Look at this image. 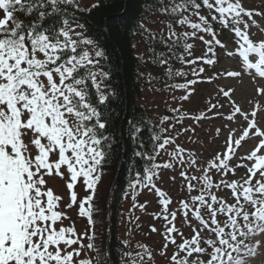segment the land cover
<instances>
[{
  "label": "snow or ice",
  "instance_id": "obj_1",
  "mask_svg": "<svg viewBox=\"0 0 264 264\" xmlns=\"http://www.w3.org/2000/svg\"><path fill=\"white\" fill-rule=\"evenodd\" d=\"M97 7L98 2L82 6L81 0H0V264H107V254L102 256L94 243L93 215L97 209L93 201L103 165L113 147L110 137L105 135L108 121L102 118L101 109L109 100L101 88L109 73L99 68L100 59L105 58L104 50L85 34V26L74 15L75 11L90 12ZM68 8L74 11L69 13ZM202 8L208 10V15L201 14ZM159 10L172 16L176 24L192 30L178 34L169 21L168 39L198 38L207 47L204 56L179 59L188 64L214 65L218 61L213 58L216 56L213 45L226 49L227 56L239 58V69L218 75L234 79L246 76L253 83L256 95L264 97V38L254 39L251 31L255 26L264 37V27L255 19L264 18V10L247 8L243 0H172ZM18 13L29 18L35 16V20L26 23L18 18ZM216 21L234 33L233 50H227V45L218 38L212 27ZM200 33L211 39L206 40ZM149 38L155 36L149 33ZM193 47L185 42L184 51L191 55ZM158 62L167 64L162 53ZM166 71L173 75L171 68ZM204 71L200 67L196 74ZM196 83L197 80H190L172 87L187 90ZM231 91L220 89L226 98H230ZM190 94L191 91L181 99L187 100ZM218 107L222 105L213 104L210 110ZM261 111L264 105L259 102L251 112L233 104L227 120L232 121L239 114L246 124L238 136L230 131L225 150L206 166L197 167V159L191 153L185 159V149L177 145L168 153L170 161L152 163L151 168L145 169L146 174L130 185L134 202L138 186L155 189L160 197L161 213L153 215L166 221L165 244L160 255L168 264H249L248 258L255 257L264 247V127L257 120ZM185 118L179 115L178 122ZM187 118L198 122L207 117L201 113ZM168 119L163 117L161 123ZM139 132V126L133 124L131 138L135 139ZM153 139L160 141L161 137L157 135ZM249 139L258 142L238 158L245 163L232 165L237 149ZM170 144H175V138L164 137L154 148L155 155L147 159L155 161L158 149L166 150ZM135 155L143 157L146 153L136 151ZM172 161L202 173L197 176L185 170L180 172L187 182V192L199 194L179 200L177 210L169 209L171 198L154 183L157 170L173 168ZM240 167L246 169L241 180L229 182L223 178L235 175ZM213 171L222 177L218 182L213 180ZM54 177L64 180L70 192V202L64 204V209L78 206L79 216L87 218L91 235L77 234L74 225L63 226L70 217L66 210L60 209L62 196L48 186V180ZM79 182L90 190L81 200L74 191ZM222 187L231 190L233 203L214 191ZM134 206L145 208V204ZM178 212L190 226L191 219L199 224L192 226L190 238H185L176 227ZM151 231L155 232L156 228L152 227ZM174 233L181 238L178 244ZM84 236L89 241L87 244L83 243ZM169 243L176 245L171 256L167 255ZM138 248L141 251L124 252L123 264H153L148 246L138 244ZM86 249L95 252V256L84 258L82 253Z\"/></svg>",
  "mask_w": 264,
  "mask_h": 264
},
{
  "label": "rangeland",
  "instance_id": "obj_2",
  "mask_svg": "<svg viewBox=\"0 0 264 264\" xmlns=\"http://www.w3.org/2000/svg\"><path fill=\"white\" fill-rule=\"evenodd\" d=\"M95 3V0H81L82 6H90ZM244 6L256 11L264 10V0H243ZM202 15H208V11L202 12ZM1 15V13H0ZM195 20L196 18L193 17ZM258 24L264 27V18L255 17ZM75 27V25H73ZM174 30L179 34L185 31H192L186 25L173 26ZM80 31V29H76ZM147 30L153 35L162 40H168L171 42H179L182 44L191 43L194 47L191 49V55H186L183 60H192L196 57L204 56L207 47L199 40L188 39L185 41L180 38L176 41V38L172 40L168 39L167 23L157 17L154 23L147 26ZM252 34L254 39L264 38L261 36L259 30L253 26ZM198 35H204L205 39H211L205 33ZM219 38V36H218ZM223 40V39H221ZM227 45V50H233L235 45L233 42L224 41ZM217 59V63L214 65H206L202 62L196 64L184 63L181 60L180 64L176 67L167 63L166 65H155L152 67L151 58L145 49L144 40L139 39L137 41V54L144 58L149 67L146 69L145 76L147 79V87L142 95V102L144 106L149 110L153 121L161 128L167 129L162 131L164 137L172 136L175 138V144L166 146V150L161 149L159 156L157 157L158 164H163L171 160L168 153L175 150L176 146L185 149L184 157L188 158V154L191 153L197 159V167L206 166L207 162L211 160L217 153H222L225 150V141L228 139L230 131L236 136L239 135L246 122L242 117L237 114L236 118L232 121L227 120V116L232 112V106L235 104L239 106L245 112H251L253 105L257 102L264 105V97L257 96L254 90V85L245 76L243 79L228 78L226 76H220L218 74L224 73L227 70L239 69V58L229 57L226 55V49L220 48V53L217 52L216 46L213 45ZM102 59V58H101ZM100 59V62H101ZM203 67L205 71L199 73L198 70ZM100 68V67H99ZM167 68H171L173 75L167 74ZM101 70V68H100ZM176 72H183L184 75H175ZM211 77V79H209ZM190 80H197L195 85H191L189 89H178L172 87L175 84H183ZM101 88L102 84H101ZM231 89L230 98H226L220 92V89ZM191 91L187 100H182L181 97L188 94ZM222 105L214 110H210L211 105ZM178 109L179 112L174 111ZM170 113L171 115H168ZM203 113L207 118L200 121H194L190 116L200 115ZM222 113V115H217ZM185 115L186 118L183 121L178 122V116ZM169 117L168 120L161 123L163 117ZM258 123L261 127H264V111L258 113ZM184 129H191L184 131ZM219 129V132L217 130ZM179 133V135H177ZM163 137V138H164ZM163 140V139H162ZM258 141L256 139H249L243 146L237 149V157L231 161L232 165L241 163L243 160L238 159L250 152ZM173 168L158 169V176L154 177V183L158 188L164 191L168 197L171 198L172 203L169 205L170 210H177L179 208V200L188 199L189 196L198 195L197 191H193L189 194L186 190V181L180 176V172L185 170L193 175H201L200 171H196L192 168H187V165H181L176 161H172ZM214 181H219L222 177L216 174L214 171L211 173ZM242 175L238 173L236 169L235 175L229 174L227 177H223L226 180H238V176ZM174 177V179H173ZM195 183V182H193ZM48 186L62 196L63 202L60 206L61 210L64 209V204L70 202V192L66 188L64 180L54 177L48 180ZM74 191L77 192L78 200L83 199L89 194L90 190H87L82 182H79ZM217 195L222 198H229L227 191L222 187L221 190H215ZM131 191L126 200L124 211V223L122 228V239L127 241V246L132 252L141 251L138 248V244L147 245L152 251L154 262L153 264H168L167 259L160 255V250L165 244V232L166 221L163 218H156L153 214H159L162 210V205L159 203L160 197L156 194L155 189L141 188L136 195L135 202L132 199ZM134 204H145V208L142 210ZM87 207V205H85ZM70 220L66 219L63 222V226H73L76 229L77 234H83L90 231V226L86 217H81L78 214V206H73L70 210H66ZM138 218V219H137ZM176 227L183 233L185 238H190L193 235V227H199L198 222L195 219H191V226L185 221L183 215L178 212L176 219ZM59 226V225H58ZM171 226V225H168ZM155 227L156 231H151V228ZM173 235H176L175 233ZM208 235L207 232L204 233ZM177 244L181 242L179 235H176ZM83 243L87 244V236H84ZM75 247V246H74ZM176 245L169 243L167 249V255L171 256L175 251ZM84 258H93L90 250H85L82 253ZM147 260V257H145ZM249 264H264V247L258 250L255 257H251Z\"/></svg>",
  "mask_w": 264,
  "mask_h": 264
},
{
  "label": "trees",
  "instance_id": "obj_3",
  "mask_svg": "<svg viewBox=\"0 0 264 264\" xmlns=\"http://www.w3.org/2000/svg\"><path fill=\"white\" fill-rule=\"evenodd\" d=\"M97 2L99 7L90 12H74L75 18L85 26V34L104 50L105 58L101 59L99 67L109 73L102 82V91L109 96V100L101 109L104 113L102 118L108 121L105 135L110 137L113 147L103 165L101 181L97 185L93 201L97 209L93 215L94 243L101 249L102 256L107 254V264H123L124 252L130 251L121 236L127 196L133 191L130 185L144 176L145 169L151 168L152 163L158 164L159 155L155 161H150L147 156L155 155L153 150L164 137L162 129L153 121L142 102V95L147 87L145 72L149 64L137 54V41L144 40L152 67L159 64L161 53L167 63L174 67L180 64L179 58H184L188 53L184 51L182 43L162 40L155 35V39L149 38L147 26L152 25L157 17L166 23L172 21L173 26L179 25L172 16L159 10L162 6L170 5L172 0H95ZM73 11V8H68L69 13ZM206 11L208 10L201 9V13ZM17 16L26 23L29 19L35 20V16L29 18L19 13ZM212 27L220 40L231 41L235 45L234 33L230 29L222 28L218 21L212 22ZM216 50L220 53V47L216 46ZM91 91L94 93L95 89L92 88ZM133 124L140 128L135 139L130 136ZM157 135L161 137L160 141L153 139ZM136 151H143L146 156H136ZM158 151L160 154L161 149ZM238 173H242L238 176V180H241L246 169L240 167ZM141 188L138 186L136 193ZM224 189L229 195L225 200L233 203L231 190ZM204 215L207 218L206 213ZM91 234L89 231V235ZM90 252L94 257L95 252Z\"/></svg>",
  "mask_w": 264,
  "mask_h": 264
}]
</instances>
